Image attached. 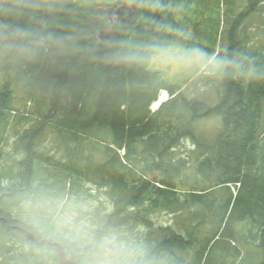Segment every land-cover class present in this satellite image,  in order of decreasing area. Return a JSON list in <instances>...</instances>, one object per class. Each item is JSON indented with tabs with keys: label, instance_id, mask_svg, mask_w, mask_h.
<instances>
[{
	"label": "trees",
	"instance_id": "1",
	"mask_svg": "<svg viewBox=\"0 0 264 264\" xmlns=\"http://www.w3.org/2000/svg\"><path fill=\"white\" fill-rule=\"evenodd\" d=\"M193 1L35 0L53 11L37 13L43 24L25 19L22 26L57 38L75 37L79 51L65 54L56 42L46 41L33 45V59H23L0 42V130L9 127L17 96L38 103L28 127L21 132L12 126L14 150L23 157L17 162V182L0 183L2 223L30 232L54 230L58 204L71 194L92 197L87 186L92 185L104 191L111 211L93 232V246L80 250L87 255L73 264L97 252L103 261L106 255L115 259L134 253L141 264H242L241 242L260 247L263 256L255 264H264V44L252 49L245 32L238 36L240 17L217 52L189 41L187 27L197 23L188 22L185 14L192 13ZM257 1L249 0L252 5ZM120 5H129L131 12L112 22L98 10ZM178 5L184 6L181 14L174 12ZM105 27L111 34L100 39ZM183 44L205 55L215 53L220 77L215 106L198 93L187 96L179 81L152 67L156 58ZM162 90L170 97L151 110ZM214 116L221 117V124L208 141L196 125ZM28 117L17 121L29 123ZM50 130L63 156L54 163L39 148ZM184 139L193 143L189 162L176 152ZM40 163L45 177L33 185L31 173ZM9 175L1 173L0 182L12 179ZM44 187H53L57 197L36 225L24 220L15 205L20 196ZM162 211L172 216V224L149 219ZM126 225L135 226L136 243L117 236L114 246L106 236ZM14 242L28 246L27 251L20 248L19 256H33L30 244ZM68 246L78 250L73 240Z\"/></svg>",
	"mask_w": 264,
	"mask_h": 264
},
{
	"label": "rangeland",
	"instance_id": "2",
	"mask_svg": "<svg viewBox=\"0 0 264 264\" xmlns=\"http://www.w3.org/2000/svg\"><path fill=\"white\" fill-rule=\"evenodd\" d=\"M183 7V5L176 6L174 12L181 14L183 12ZM191 10L192 13L197 11V14L195 16H193L192 13L185 15L188 18V22L197 23V25L194 27H187L186 34L190 37L188 38L187 36L186 38L194 44L216 49V52L219 48L223 49L222 46H226L229 42V32L235 20H237V17H240L238 21V30H240L238 36H241L242 32H245L246 36H248L246 41H249L248 45L252 49L256 48L260 43L264 44V0H258L255 5H252L249 0H194ZM207 15L208 19L205 18ZM114 19L115 17L113 20ZM100 34L101 37L105 38V36L110 35L111 32L108 27H105L100 31ZM205 52L206 51L194 45H177L169 53L156 58L152 67L161 70L168 80L179 81L183 92L187 96L198 93V98L201 99V101L206 102L209 106H215L219 101V95L216 89L220 78L217 75L218 64L214 59L215 53L214 55H205L207 53ZM188 54L193 56H189ZM38 89L40 92L41 88L38 87ZM161 95L162 92L159 93V97ZM20 96L21 95L17 96L13 100L14 110L9 117V127H7L4 132L0 130V135H2L0 138V175L2 173L7 175L6 177H8L9 174V176H13L12 179L9 178L8 181L5 179L1 180L0 183L4 186L10 181L17 182V180H14V175L18 169L17 162L23 157L22 151L19 152L14 150L15 131L12 126H18V130L22 132L26 126L28 127V125L33 122L36 116L34 111L38 108L37 102L20 100ZM165 97L166 99L169 98V93L166 92ZM153 105L154 103L150 108L155 107ZM43 107L46 109V102ZM262 113L264 117V102ZM22 115L29 116L28 119H26L29 123L23 122L22 120L17 121L18 117ZM220 124V116L205 118L196 125V131L202 138L213 141ZM55 134L54 130L45 131L39 147L41 150L48 151L47 158L51 163L63 159V156H61L62 149ZM192 147L193 143L188 139H184L176 148L177 156L182 155L181 157L184 160L186 159V162H189L190 158H187L189 155L188 150ZM41 166L43 165L40 163V165L36 164V166L33 167L31 173L32 179L29 180V183L31 181L33 185H35V183L38 184L40 182L39 179L45 177L44 171L40 168ZM48 171L51 173L52 169L50 168ZM87 186L90 188V193L93 195L92 197H85L83 194L79 197H75L71 194L65 201H61L58 204L52 217L55 226L54 232L62 235L68 232V238H70L68 241L72 242L73 240L75 246L79 250L90 246L94 237L93 232L98 228L99 223V225H101L105 221V217H102V215L111 211L109 198L106 197L104 191H97L92 185ZM6 189L7 188H5V190ZM43 190L35 193V195L29 192L20 196L15 205V211H18L24 220H29L36 225H38V222H40L43 216L41 212L47 210L51 204V199L56 200L57 197L52 195L54 190L53 187H44ZM219 194L218 192L217 195L219 196ZM162 212L157 213L155 216H149V219L158 224H172V216L166 212ZM97 213L100 215H97ZM134 227L135 226L132 227L131 225L118 227L115 232L109 233L108 235L110 236H106V238L114 240V246H117L119 243L116 242L118 241V239H116L117 236L124 238L122 240L128 241L129 245L132 243L135 244V238L138 237V234L134 231ZM138 231L143 234L144 227ZM5 234L6 231H3L2 235L0 234V264H22L21 261H17L20 248H23L22 244L18 243V246H16L17 243L9 241ZM125 241H123L124 245H126ZM241 243L239 246L242 248V264H255L260 260L261 256H263V251L260 247H255L248 243ZM24 246L25 248L23 249L27 251V244ZM8 247H11L13 251H7L6 248ZM38 254L39 258H37V264H45L48 258L44 256L42 249L39 250ZM90 255L91 254H89V256ZM90 257L91 259H79L77 264H102L103 262L98 252L93 253ZM106 257L107 259L105 260H109V256L106 255ZM31 258L33 259L34 257L31 255L28 256V263L32 262Z\"/></svg>",
	"mask_w": 264,
	"mask_h": 264
},
{
	"label": "clouds",
	"instance_id": "3",
	"mask_svg": "<svg viewBox=\"0 0 264 264\" xmlns=\"http://www.w3.org/2000/svg\"><path fill=\"white\" fill-rule=\"evenodd\" d=\"M40 11H53L51 5L45 6L35 0H0V42L4 47L13 50L23 59H33L37 49L34 44L56 42L65 54H75L79 51L75 37L57 38L53 33H43L39 29L22 26L21 21L27 19L43 24L42 18L37 16ZM67 41V43H65ZM114 242V241H113ZM102 264H141L134 253H127L115 259H109Z\"/></svg>",
	"mask_w": 264,
	"mask_h": 264
},
{
	"label": "flooded vegetation",
	"instance_id": "4",
	"mask_svg": "<svg viewBox=\"0 0 264 264\" xmlns=\"http://www.w3.org/2000/svg\"><path fill=\"white\" fill-rule=\"evenodd\" d=\"M23 226H17V225H7L2 223V219L0 217V233H3V231H6V238L11 237L9 241H14L15 239H22L23 243H28L33 247V259L36 260L33 262L34 264H37V258H39V250L42 249V252L44 253V256L47 255V262L45 264H63L59 253L60 249L62 251L63 257H65V260H68V257L73 254V262L77 259L80 255H85L87 250L83 251L82 253L78 249H73L70 246H68V232L65 235L57 234L54 232V230L46 231L43 230V227H39V229H33L31 230V236L29 237L24 232ZM26 228V227H25ZM30 242V243H29ZM93 246V243H91ZM43 245V246H42ZM24 246V245H23ZM23 249V248H22ZM39 249V250H38ZM54 249V250H52ZM23 255V254H22ZM18 256L17 261H21L23 264V260L28 256ZM87 255V254H86ZM22 256V257H21ZM76 258V259H75Z\"/></svg>",
	"mask_w": 264,
	"mask_h": 264
},
{
	"label": "water",
	"instance_id": "5",
	"mask_svg": "<svg viewBox=\"0 0 264 264\" xmlns=\"http://www.w3.org/2000/svg\"><path fill=\"white\" fill-rule=\"evenodd\" d=\"M102 14H104L108 20L110 22L115 21V20H119L120 18L124 17L125 15L129 14L131 12V8L129 6L126 5H120L118 7H105V8H100L98 9ZM115 17V19L113 20V18ZM99 38L100 39H104L103 37H101V34L99 32ZM24 232L30 237L31 236V232L24 230ZM60 259L62 261L63 264H72L73 262V254H71L70 257H68V260H65L62 255V251L60 249V253H59Z\"/></svg>",
	"mask_w": 264,
	"mask_h": 264
},
{
	"label": "bare ground",
	"instance_id": "6",
	"mask_svg": "<svg viewBox=\"0 0 264 264\" xmlns=\"http://www.w3.org/2000/svg\"><path fill=\"white\" fill-rule=\"evenodd\" d=\"M249 62V61H248ZM252 64V63H251ZM161 100H163V97L161 96V98H160ZM157 105V103H155L153 106H156ZM187 128V127H186ZM180 141V140H179ZM153 149V148H152ZM161 168V167H160ZM254 172V171H253ZM254 176H255V174H254ZM154 180V179H153ZM141 181V180H140ZM121 189V188H120ZM127 189V188H126ZM145 206V205H144ZM180 211H182V209L180 210ZM106 212V211H105ZM163 213V212H162ZM176 213V212H175ZM180 213V212H179ZM169 216V215H168ZM44 221V220H43ZM144 221V220H143ZM229 228H230V226H229ZM191 234V233H190ZM185 235V234H184ZM194 235V234H193ZM187 238V237H186ZM159 239V238H158ZM160 240V239H159ZM30 243V242H29ZM43 246V245H42ZM28 248V247H27ZM52 250H54V249H52ZM196 251V250H195ZM29 255H31V254H29ZM47 256V255H46ZM32 259V258H31ZM180 261V260H179Z\"/></svg>",
	"mask_w": 264,
	"mask_h": 264
}]
</instances>
